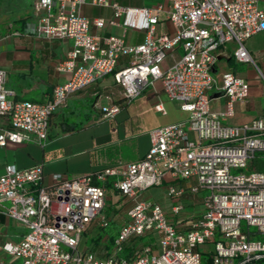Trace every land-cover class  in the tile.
<instances>
[{
  "label": "built area",
  "instance_id": "built-area-1",
  "mask_svg": "<svg viewBox=\"0 0 264 264\" xmlns=\"http://www.w3.org/2000/svg\"><path fill=\"white\" fill-rule=\"evenodd\" d=\"M86 1L33 0L31 31L72 41L57 65L65 79L46 101L22 99L7 86V71L0 68V146L44 145L53 131V114L72 94L102 79L104 86L120 88L106 94L109 107H100L108 115L160 80L167 96L188 117L153 128L149 149L136 161L72 177L57 172L53 184L46 183L41 164H7L0 172V222L9 218L24 231L14 238L0 228V264L263 261L264 239L255 235L264 234V115L230 123L237 103L247 101L250 83L233 71L218 77L215 66L232 44L238 61L257 66L246 41L264 30V0H166L174 35L158 33L162 7L93 0L111 8L110 23L124 30L103 41L91 27H103L107 20L84 16L80 8ZM128 29L144 31L143 41L127 42ZM178 48L180 56L165 66V59ZM222 97L226 101L221 108L212 109V101ZM155 109L166 112L162 103ZM155 186H166L160 200L140 197ZM110 189L125 204L133 203L120 208L116 230L103 234L112 223L103 213ZM94 222L97 239L83 243V234ZM123 251L127 257H120ZM204 251L209 253L206 259Z\"/></svg>",
  "mask_w": 264,
  "mask_h": 264
},
{
  "label": "crops",
  "instance_id": "crops-1",
  "mask_svg": "<svg viewBox=\"0 0 264 264\" xmlns=\"http://www.w3.org/2000/svg\"><path fill=\"white\" fill-rule=\"evenodd\" d=\"M116 1L125 7H162L158 33L175 34L173 24L167 19L169 4L166 0ZM32 2L33 0H0V68L7 71V86L14 89L19 98L46 101L51 98L54 86L65 79V73L59 71L57 65L71 49L72 41L33 33L30 29L35 23ZM262 5L264 6V1ZM80 11L91 20L99 17L107 20L103 27H91V32L100 41L111 34L124 33L121 26L110 23L111 8L87 0ZM253 36L246 41V46L256 58L257 66L238 61L234 56L233 44L223 53V57L241 63V68L245 70L225 72L233 71L238 76L247 78L250 83L247 101L237 103L235 115L228 120L232 124H243L264 115V81L261 79V72L264 73V46H256L251 40ZM144 37L145 32L141 30L128 29L125 32L126 41L129 43H140ZM181 51V48L176 49L173 55L165 59L164 65H171L174 59L180 56ZM219 61L220 59L215 66V72L219 69ZM106 79L111 81L110 78ZM101 81L103 79L72 94L67 104L53 114V131L44 145L34 142H9L4 147L0 146V172L7 164H14L18 168L41 164L46 183L53 184V174L57 172L72 177L96 172L111 164L125 165L138 160L147 152L150 146V131L153 128L188 117V112L180 109L178 103L167 96L160 80L148 86L133 100L122 101V106L115 114L102 113L99 111V99L111 90H117L119 86L106 87ZM98 92L102 94L96 99ZM215 100L219 102L214 104L212 109L219 110L226 97L213 101ZM157 103H162L165 113L155 109ZM89 113L90 118L81 129H72L74 124L85 120ZM64 119L68 120L70 125L64 124ZM63 127L72 130L68 131ZM177 183L187 185V182L182 180ZM164 188L166 189V186ZM165 189L159 194L147 190L142 192L140 197L160 200ZM111 194L119 195L117 191L110 189L107 196ZM117 202L113 201L118 204L113 212L104 214L119 226L120 208L132 204L133 201L122 205ZM0 228L12 234L14 238H18L24 231L14 220L5 217L1 218Z\"/></svg>",
  "mask_w": 264,
  "mask_h": 264
},
{
  "label": "rangeland",
  "instance_id": "rangeland-1",
  "mask_svg": "<svg viewBox=\"0 0 264 264\" xmlns=\"http://www.w3.org/2000/svg\"><path fill=\"white\" fill-rule=\"evenodd\" d=\"M251 40L256 46H264V31L259 32L258 34L256 33V35H254ZM218 68H219L218 71L215 72V74L218 77H220L226 70H236V71H244L245 72V70L241 68V63H238L235 60H227L226 57H223L220 59ZM92 87L94 88V86H92ZM119 89L120 88L117 87L118 91H119ZM117 90H115V91L117 92ZM119 98H120V96L117 94L116 99H119ZM172 101H174V100H172ZM174 102H176V101H174ZM217 102H219V100L213 101L212 106L214 104H216ZM110 104H111L110 100L106 96L101 97L99 99V107L107 108V107H109ZM233 172L238 173L239 171L234 169ZM163 189H165L164 186H160V187L155 186V187L150 188L149 190H150V192H154V193L159 194L163 191ZM206 193H208V192L206 191ZM113 201H118L117 203H119V205L124 204V199H123V197H121L120 194L118 196H113V194L108 195L107 199H106V205L103 209V213L109 214V213L113 212V210L116 209V205H118V204L113 203ZM116 228H117L116 224L114 222H112L102 233L103 234L111 233V232L115 231ZM251 230L257 232V228L254 226L251 227ZM98 232H99V230H98V227L96 226V222H95L93 224V226L90 227L88 229V231L83 234V243L90 244L94 239H97V233ZM255 238H263L264 239V234L256 233ZM107 246H108L109 251H111L112 246H113V241L109 240L107 242ZM203 250H204V248H203ZM120 257H127V251L121 252ZM208 257H209V253H206L204 251V258L206 259ZM10 264H19V263L18 262H11ZM205 264H207L206 261H205ZM257 264H264V260L258 262Z\"/></svg>",
  "mask_w": 264,
  "mask_h": 264
},
{
  "label": "trees",
  "instance_id": "trees-1",
  "mask_svg": "<svg viewBox=\"0 0 264 264\" xmlns=\"http://www.w3.org/2000/svg\"><path fill=\"white\" fill-rule=\"evenodd\" d=\"M101 94H102V92H98L97 93V95H96V99H98L100 96H101ZM122 106V104L120 105V107ZM100 112H102V113H105L104 112V110L103 109H101L100 108V110H99ZM90 113L87 115V118L85 119V120H82L81 122H79L78 124H74L73 125V127L74 128H72V129H74V130H77V129H81L84 125H85V123H86V121L90 118ZM64 124L66 123V124H68V125H70L69 124V121L68 120H66V119H64V122H63ZM65 130H68L69 128H67V127H63ZM72 129H69V130H72ZM68 130V131H69Z\"/></svg>",
  "mask_w": 264,
  "mask_h": 264
},
{
  "label": "water",
  "instance_id": "water-1",
  "mask_svg": "<svg viewBox=\"0 0 264 264\" xmlns=\"http://www.w3.org/2000/svg\"><path fill=\"white\" fill-rule=\"evenodd\" d=\"M220 58H222V57L220 56ZM216 95H220V94H216Z\"/></svg>",
  "mask_w": 264,
  "mask_h": 264
}]
</instances>
